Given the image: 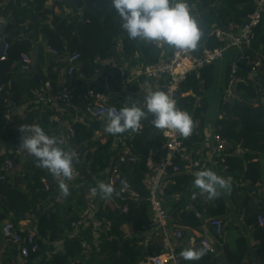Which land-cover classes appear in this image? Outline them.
<instances>
[{"label": "trees", "instance_id": "trees-1", "mask_svg": "<svg viewBox=\"0 0 264 264\" xmlns=\"http://www.w3.org/2000/svg\"><path fill=\"white\" fill-rule=\"evenodd\" d=\"M48 1H33L34 15L43 24L39 27V31L45 39V45L56 52V55L50 54L47 57L46 72L42 71L44 61L40 47L36 70L30 74L23 73L20 68V55L33 51L30 39L23 37L35 26L27 8L20 7L13 10L3 30L4 40L9 44V49L6 60L0 61V86L3 87V97L14 101L17 106L23 105L27 99H32L31 90L37 88L40 82L49 80L54 92H57L60 89L58 72L67 69L65 58L75 52L80 54L79 69L71 76H65L64 82L75 86L78 93L85 91V78L93 75L96 57L114 58L118 64L121 63L115 48L118 41L122 44L123 55L127 60L130 61L138 53L144 66L157 61L159 49L153 42L139 38L129 39L126 31L121 27L122 21L112 5V0H85L83 3L81 0H52V4L47 6ZM187 2L194 4L196 11L195 14H191L196 18L202 31L198 44H204L208 48L222 45L208 34L213 27L224 29L231 23L242 24L253 9L252 0H187ZM81 7L83 10L79 13L78 9ZM251 49L259 51L264 69V17L255 28V39ZM197 50L196 48L194 51ZM214 71L215 64L206 65L199 70L204 92L200 91L201 84L194 73L189 74L178 87L179 95L189 93L187 96H180L177 100V107L189 113L193 120L192 133L185 140L189 148L197 147L203 139V129L206 126L205 114L208 110L206 93L213 83ZM225 72L226 85L229 64ZM107 73L111 88L114 91L120 90L117 69H108ZM238 76L241 82L237 87V98L230 103L220 105L219 116L214 126L215 130L232 144L231 154L226 157V176L235 182L248 181L254 184L260 180L259 156L264 154V95L261 100L259 86L248 79L244 69L238 72ZM262 78L264 80V74ZM92 87L96 91L104 90L101 79L94 81ZM254 101L258 103L254 105ZM111 103L120 109L125 107L118 99L112 100ZM73 104L80 109L84 108V102L77 100L76 96L73 98ZM3 109L4 103L0 102V112ZM48 115L50 114L44 113L40 120L38 119V125L42 129L49 127ZM153 119V115L149 113L141 120V130L136 133L132 142V153L137 159L125 170L128 185L138 193L139 198L128 201L126 213H121L117 206L122 204L121 200L105 199L98 216L104 217L110 223V228L108 231H100L98 245H95L91 227H88L83 233V241L78 237L66 240L64 254H54L45 264H70V260L76 264H93L97 262L96 256L99 255H105L112 264H140L146 257L160 254L159 240H145L143 236L149 225L147 190L143 182L146 171L144 160L149 150L155 152V158L160 157L164 145L161 130L152 124ZM32 120L33 117H28L25 125L33 124ZM72 128L75 134L69 146L60 142L58 146L73 156L72 166L79 177L103 173L113 155L114 135L111 134L105 141L92 139L95 132L104 130V125L97 122L89 123L87 126L75 123ZM0 140L5 149V152L0 154L1 169L6 160L15 158V152L22 149L18 132L13 127L3 128L1 113ZM236 149H240L242 153L240 155L234 153ZM31 162L32 169L28 179L30 196L13 186L9 175L0 171L3 175V179L0 180V198L8 206L5 209L0 203V224L6 219L8 211L26 214L31 209V201H44L59 187L60 181L50 177V188L46 191L40 182L43 175L41 167L34 156ZM61 179L69 180L64 177ZM174 179L175 184L167 189L166 196L183 191L194 180L188 175L176 176ZM95 184L94 181H87L80 187L81 192L71 198L74 207L71 213H69L71 209H59L55 212L48 211L39 217L38 236L35 237L39 248L35 252H30L23 264H36L35 262L47 251L48 244L57 241L70 229L73 221L79 220V214L84 207L83 196L95 187ZM196 204L193 210L185 211L181 215V222L194 229L202 224L197 216L201 211L200 203L196 202ZM206 213L210 217H224L227 214L225 201L220 199L216 204L209 205ZM258 214H264V208L254 214H248L245 223L252 228L253 238L257 241L256 251L264 260V226L257 223ZM123 226L130 228L131 235L124 232ZM83 242L90 248L89 259L85 258ZM9 246L8 253H11L9 258L15 260L16 247L11 244ZM192 248L202 249L199 245H194ZM247 254L248 241L242 235L235 240V249L225 250L228 264H242ZM181 261L189 264H216V259L207 251L199 260L188 261L181 256Z\"/></svg>", "mask_w": 264, "mask_h": 264}, {"label": "built area", "instance_id": "built-area-1", "mask_svg": "<svg viewBox=\"0 0 264 264\" xmlns=\"http://www.w3.org/2000/svg\"><path fill=\"white\" fill-rule=\"evenodd\" d=\"M252 2V12L248 14L244 23H231L224 29L213 27L209 31L210 37L222 43L219 47L208 48L204 44H198L197 52L194 50L180 51L166 44L160 45L153 42L159 49L157 61L144 66L138 53L130 61L127 60L123 55L122 44L118 41L115 48L121 63L118 64L114 58L101 59L96 57L94 59L93 75L90 78H85L86 89L83 93L76 92L75 86L67 85L64 81L60 84V89L54 92L51 82L46 80L40 82L37 88L31 90L32 100L37 103L48 104L50 109L49 122L58 123L60 119L57 114L64 111V109L68 107L76 110L80 109L73 104V98L76 96L77 100L84 102V108L80 110L88 118L89 123H101L104 125L103 131H105L106 117L109 110L115 112L121 110L111 103L116 96L124 97L125 102L123 105L125 107L133 103L143 107L145 98L151 92L162 90L171 95L177 104L180 96L189 95V93L178 94V87L186 80L187 76L194 73L195 78L200 81L199 70L206 65L215 64L230 49L239 50V54L229 62V72L226 85L220 96V105L230 103L231 100L237 98V87L241 82L238 72L243 69L246 71L248 79L259 86L262 100L264 95L262 59L259 51H252L251 45L255 39V28L264 17V0H252ZM187 3L191 13H194L196 11L194 4ZM8 49L9 44L5 43L0 61L6 60ZM48 52L56 55V52L50 48H48ZM31 54L30 52L20 55V68L23 73H30L33 64ZM79 58L80 54L78 52L65 58L67 61V69L65 68L63 72L65 76H71L78 71ZM129 62L132 63L129 66H132V68L130 74L127 75L128 69L126 66ZM111 68H115L119 72L120 90L118 91H114L108 82L107 70ZM99 79L103 82V91H96L92 87V83ZM132 84L136 87L129 89L128 86ZM200 84V91L204 92L203 82L200 81ZM0 102L4 103V109L0 112L3 128H9L19 106L14 101L3 97L2 86H0ZM257 103L254 101V105ZM141 127L137 131L127 130L116 135L122 146L121 148H112L113 155L107 168L103 173L98 174L100 175L98 183L102 181L110 183L114 187V192L109 198L112 201L115 198L121 200V205L116 204L121 213L127 212L128 201L139 198L138 193L129 187L125 170L137 159L132 153V142ZM159 130H161L164 138L162 153L160 157L155 158V152L153 150L148 151L144 160L146 171L143 182L147 190L146 201L149 211V225L144 233L149 234L146 240H159L161 252L157 256L146 257L140 264H182L181 255L177 250V242L183 238V232L171 223L169 212L164 206L167 198L165 193L171 185L175 184L174 178L176 176L193 174L194 169L200 167L206 160L225 172L227 170L226 157L231 154L232 144L214 129L211 132L212 144L206 142L202 147V149H210V153H207L208 155L205 157L199 152L201 148H189L185 144L186 138L178 132L166 129ZM165 132H167V135H165ZM74 134V129L69 127L65 137L66 142L63 143L71 141ZM234 153L240 155L242 152L240 149H236ZM74 155L77 156V154ZM13 168L12 160L8 159L0 171L8 174ZM41 170L43 175L40 182L45 190L50 187V177L58 181L61 180V177H55L47 168L41 167ZM77 175L78 173L73 167L71 178H75ZM2 179L3 175L0 173V180ZM92 189L88 190L83 196L84 207L79 214V220L71 223L72 229L78 230L77 232L85 231L91 222L98 224L100 231H108L110 228V223L104 217L99 218L98 216L100 201L103 196L98 189L95 192ZM256 221L260 226H264V214H258ZM208 224L217 234L222 232L223 223L220 218L212 217L208 220ZM0 232L6 242L16 246L20 257L23 259L28 258L30 252H35L39 248L35 233L29 232L23 236L22 232L9 221L2 224ZM189 243L192 246L199 245L210 254L215 253V246L208 235L192 236L189 238Z\"/></svg>", "mask_w": 264, "mask_h": 264}, {"label": "crops", "instance_id": "crops-1", "mask_svg": "<svg viewBox=\"0 0 264 264\" xmlns=\"http://www.w3.org/2000/svg\"><path fill=\"white\" fill-rule=\"evenodd\" d=\"M33 1L34 0H0V21L6 25L8 19L10 18L11 12L17 8L25 7L29 11V14L31 16V19L34 22V29L30 31L28 34L24 35L23 37L26 39H30L33 51L35 48L39 47L42 49L43 52V66L42 71L46 72L47 68V57L50 55L48 52V48L45 45V39L43 35L39 31V27H41L43 24H41L35 17L34 11H33ZM52 4V0H49L46 5L50 6ZM46 25H48V22H46ZM4 30V29H3ZM2 37L4 40L3 32ZM5 42V40H4ZM6 43V42H5ZM232 50V49H230ZM228 50V51H230ZM237 50V49H233ZM33 51H31V56L33 59ZM227 51V52H228ZM239 52V50H237ZM39 52L38 51V58H39ZM226 52V53H227ZM238 55L239 53L235 52V55ZM39 62V59H38ZM132 63L129 62L127 67V75L131 72V67H129ZM64 69H62L60 72H58L59 77V84H62L65 80L64 75ZM136 86L134 84L128 86L129 89H133ZM225 87V86H224ZM224 89V88H223ZM223 91V90H222ZM124 95V94H123ZM221 96V95H220ZM122 96H116L113 100H119L122 104L125 102ZM220 108V104H219ZM49 113L50 109L48 104L46 103H37L33 101L32 99H27L23 105H20L15 113V116L13 118V123L10 126L15 128L20 127L21 125H25L26 120L28 117H33V124L31 125H38V121L40 120L42 114ZM59 115V122L53 123L49 122V127L46 129H43L47 135L50 137H55L58 141V143H63L65 141V137L68 133V128L72 127L75 123H81L83 125H89L88 118L83 114V112L79 109L76 110L74 108L68 107L64 109L61 113H58ZM49 117V115H48ZM39 119V120H38ZM215 123V122H214ZM215 126H209L206 123L205 128L203 129V139L195 148H201L199 152H201L202 156L208 155L207 153H210V149H202L204 147V144L206 142H209L210 145L212 144L211 141V132L214 131ZM16 130V129H15ZM103 133H107L105 131H101ZM207 134V135H206ZM24 135H27V133H24ZM94 135V134H93ZM111 134L108 133V137ZM117 134L113 136V149L114 148H121L122 144L121 141L118 140L116 137ZM107 137V138H108ZM1 142V140H0ZM66 142V141H65ZM69 143H63L66 146H69ZM2 144V143H1ZM3 145V144H2ZM1 145V146H2ZM241 151V150H240ZM5 152V149L2 146V149L0 151V154H3ZM15 158L17 157L19 161V165L21 166L18 171H11L8 173L11 183L13 186L20 188L23 190L27 196H30V187L28 186V179L29 175L32 169V162L31 159L33 155H30L27 150L21 149L19 151L15 152ZM14 159H12V162ZM14 164V162H13ZM259 173H260V180L254 184L251 182H235L232 181L231 178L226 176V171L222 172V170L216 168L212 162H209L206 160L200 167H197L194 169L193 174H184L179 176H191L194 177V173L201 171V170H212L216 173V171H221L222 176L225 177L227 181L230 183V190L226 189V194L228 195L227 198H224L222 196V193L220 192V195L209 199L207 193H201L198 188L194 186V180L192 184L184 189L181 192H175L172 195L167 196L164 206L166 207L167 211L169 212L171 223L175 225L177 228L181 229L183 232V238L177 242V250L179 253H181L182 250L187 248H192V245L189 243V238L192 236L197 235H208L212 241V243L215 246V253L212 254L213 257L216 259V264H228L225 257V250L226 249H235V240L240 237L241 235L244 236L248 241V254L245 257L242 264H264V260L258 255V252L256 251V244L257 241L253 238V230L250 226H247L245 221L248 214H254L257 211L264 208V154H261L259 156ZM100 179V175L98 174H88L87 176L79 177L77 175L75 178H71L68 181H64L69 188V195L65 197L63 192L61 191L60 187H58L51 195L44 201L36 202L31 201V209L26 214H15L12 211L7 212L6 219L2 221L0 224V228L2 224L5 221H9L15 225L16 228H18L22 235H26L29 232H33L36 235V238L38 236L37 233V226L39 217L47 213L48 211H57L61 209H71L69 213L72 212L73 202L71 201V198L75 195H78L81 192V186L87 182V181H94L96 182L95 186L98 184V180ZM50 188V187H49ZM49 190V189H48ZM46 190V191H48ZM221 190V189H220ZM219 190V191H220ZM195 193V198H193V194ZM110 197V196H109ZM108 197V198H109ZM107 199V197H104L100 201V207L103 204V202ZM110 199V198H109ZM220 199H223L227 206V214L224 217H217L220 218L223 227L222 232L220 234H217L215 230L208 224V220L212 217L208 216L206 213V208L209 205L216 204L217 201ZM112 201V200H111ZM196 202L200 203V213L197 214L199 220L202 221V224L199 228L194 229L189 226L184 225L181 222V215L185 211H190L195 208L197 205ZM0 203L5 206V209L8 208L6 202L0 198ZM88 227H91L92 235L94 238V243L100 238V229L98 224L96 223H89ZM87 227V228H88ZM125 228H128L127 226H123V230L127 235L128 234L125 231ZM86 230V229H85ZM78 230L72 229L70 225V229L64 233L62 237H60L57 241L49 243L48 249L45 252V254L42 256V258L38 259L36 264H45V262L51 258L54 254H64V244L66 240L78 237L79 239H82L83 241V232H77ZM148 233H144L145 240L148 238ZM98 237V238H97ZM149 240V239H148ZM97 243V242H96ZM95 245L97 246L98 243ZM10 243L6 242L0 232V264H23L24 260L22 257H20L17 248V256L16 259H10L9 256L11 253H8ZM12 245V244H11ZM15 246V245H14ZM83 246L85 248L84 254L85 258L89 259V255L87 253L89 252L90 248L88 245H86L83 242ZM16 247V246H15ZM70 264H76V262L70 260ZM182 264H189L187 262H182Z\"/></svg>", "mask_w": 264, "mask_h": 264}, {"label": "clouds", "instance_id": "clouds-1", "mask_svg": "<svg viewBox=\"0 0 264 264\" xmlns=\"http://www.w3.org/2000/svg\"><path fill=\"white\" fill-rule=\"evenodd\" d=\"M116 13L121 18V27L129 39L166 44L180 51L195 50L202 31L196 18L191 14L187 0H112ZM146 109V110H145ZM152 114V124L162 130H172L187 138L193 130V120L189 113L177 107L175 99L162 90L151 92L144 100V106L133 103L118 112L109 110L105 131L109 134L123 133L129 129L137 131L141 120ZM20 148L33 155L40 167L47 168L55 177L71 179L73 156L58 146L55 137H50L39 125H21ZM167 135V132H165ZM194 186L209 199L220 195V189L230 190V183L212 170L194 173ZM59 187L65 197L68 185L60 180ZM99 190L109 197L114 192L110 183L99 182L92 191ZM195 198V193L193 194ZM180 255L188 261L199 260L205 255L204 249L187 248Z\"/></svg>", "mask_w": 264, "mask_h": 264}, {"label": "rangeland", "instance_id": "rangeland-1", "mask_svg": "<svg viewBox=\"0 0 264 264\" xmlns=\"http://www.w3.org/2000/svg\"><path fill=\"white\" fill-rule=\"evenodd\" d=\"M82 3L85 0H81ZM82 7L78 9L79 13L82 12ZM236 53H239L237 50H230L228 51L224 57L218 61H216L215 63V71H214V80L212 85L209 87V89L207 90L206 93V97H207V102H208V110L205 114V121L207 123V125L212 126L214 125V122L217 120L218 116H219V104H220V95L222 93V90L225 86V70L227 65L229 64L230 60L234 57L237 56ZM2 125V124H1ZM16 131L18 132L19 136L21 137V135H24V133H20V127L15 128ZM108 137V133H103L101 131H97L94 133V135L92 136V139H100L101 141H105ZM1 142H0V151L2 149L1 146ZM14 159V168L13 171H18V169H20V165L18 164L20 160H18V158H13ZM216 174L223 177L225 179L224 176H222V172L221 171H216ZM220 192L222 193V196L224 198H227L228 195L226 194V189H221ZM125 231L130 234L131 230L130 228H125ZM98 238V237H97ZM98 243V240L96 241ZM95 242V243H96ZM96 243V244H97ZM90 252V250H89ZM90 256V253H87ZM97 257V262H94L93 264H112V261L109 259L105 258V255H99L96 256Z\"/></svg>", "mask_w": 264, "mask_h": 264}, {"label": "water", "instance_id": "water-1", "mask_svg": "<svg viewBox=\"0 0 264 264\" xmlns=\"http://www.w3.org/2000/svg\"><path fill=\"white\" fill-rule=\"evenodd\" d=\"M4 27H5L4 23L0 21V56L2 55L3 47L5 44L3 37H2V32H3ZM38 51H39L38 48H35L33 51V64L30 70V74H32L36 70V67L38 64Z\"/></svg>", "mask_w": 264, "mask_h": 264}]
</instances>
